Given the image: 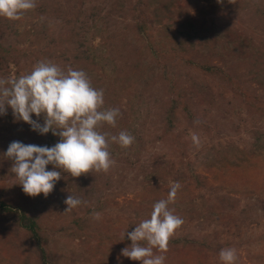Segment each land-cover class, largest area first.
Segmentation results:
<instances>
[{"label":"rangeland","instance_id":"1","mask_svg":"<svg viewBox=\"0 0 264 264\" xmlns=\"http://www.w3.org/2000/svg\"><path fill=\"white\" fill-rule=\"evenodd\" d=\"M40 61L83 70L103 90L101 110H120L98 130L134 141L109 142L107 172L62 173L47 198L30 197L3 153L13 141L52 147L60 137L6 106L0 264H139L121 254L126 233L177 181L169 207L184 223L165 264H222L223 248L236 264H264V0H36L19 20L0 17V79ZM69 195L82 203L64 213Z\"/></svg>","mask_w":264,"mask_h":264},{"label":"clouds","instance_id":"2","mask_svg":"<svg viewBox=\"0 0 264 264\" xmlns=\"http://www.w3.org/2000/svg\"><path fill=\"white\" fill-rule=\"evenodd\" d=\"M35 6L36 0H0V17L19 20ZM103 105V90L94 88L83 70L69 68L65 72L49 61L38 62L29 73L19 77L0 79V116L6 115L10 107L14 119L27 123L32 131L40 135L51 132L60 137L52 147L13 141L3 153L13 162L11 172L26 195L43 194L47 198L62 173L80 177L93 171L107 172L113 163L109 142L122 148L133 143L134 137L127 132L109 138L98 130L103 124L114 127L120 116L118 108L101 110ZM33 115L43 116V124L34 120ZM49 165L52 170H48ZM180 188L178 181L173 182L167 198L153 205L150 217L126 233L132 243L122 249V256L139 264H165L163 253L184 223L169 207ZM64 203L67 206L64 213H68L82 201L69 195ZM92 215L100 218L98 212ZM219 258L222 264H236L237 252L234 248H223Z\"/></svg>","mask_w":264,"mask_h":264},{"label":"trees","instance_id":"3","mask_svg":"<svg viewBox=\"0 0 264 264\" xmlns=\"http://www.w3.org/2000/svg\"><path fill=\"white\" fill-rule=\"evenodd\" d=\"M26 228H27L31 233H33V235H34L35 238H38V233H37V230H36V223L32 222L29 226H26ZM129 241H131V240L129 239ZM41 255H42V256H45L44 251H41Z\"/></svg>","mask_w":264,"mask_h":264}]
</instances>
